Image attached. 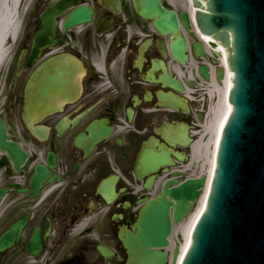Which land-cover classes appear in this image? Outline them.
I'll return each instance as SVG.
<instances>
[{"label": "flooded vegetation", "instance_id": "af4514ba", "mask_svg": "<svg viewBox=\"0 0 264 264\" xmlns=\"http://www.w3.org/2000/svg\"><path fill=\"white\" fill-rule=\"evenodd\" d=\"M55 1L17 0V31L6 41L0 120L7 140L25 157L17 171L0 152V239L22 223L0 251V264H126L121 231L132 230L144 205L168 182L174 188L202 176L204 156L196 159L191 145L201 132L204 116L195 112H205L208 83L187 65L195 61L199 40L180 24L187 0H158L176 16L185 65L170 50L175 35H160L157 17L141 16L138 0H120L117 13L99 0H68L55 19V44L42 50L41 58L68 56L80 70L69 100L34 125L42 128L37 139L21 117L25 89L40 64L29 68L27 60L35 21ZM75 1L92 8L91 21L65 28ZM171 81L192 91L187 111L160 103V93L178 95ZM145 151L153 161L165 152L172 163L153 171L141 165Z\"/></svg>", "mask_w": 264, "mask_h": 264}, {"label": "water", "instance_id": "95a60500", "mask_svg": "<svg viewBox=\"0 0 264 264\" xmlns=\"http://www.w3.org/2000/svg\"><path fill=\"white\" fill-rule=\"evenodd\" d=\"M67 1L54 3L37 20L36 25L41 28L34 34L28 66L39 60L45 47L54 44L55 18ZM101 4L113 12L120 10L119 0H101ZM192 4L197 9L195 21L199 31L224 49L228 72L221 85L217 122L205 159L206 189L183 232L178 264L181 259V264H264V0H192ZM138 6L144 18L157 17L154 26L161 35L178 34L175 14L162 9L158 0H138ZM91 15V8L78 7L68 16L65 27L89 22ZM180 21L189 29L185 14ZM206 40L210 42L209 38ZM170 49L176 60L186 62L181 37L172 42ZM195 54L196 57L203 54L200 45H195ZM79 70L76 61L65 57L51 58L33 73L26 91L23 120L35 137L39 135L32 129L33 124L55 113L61 101L69 100ZM199 74L209 81L206 67L200 68ZM217 79H224L222 72L217 74ZM169 84L182 92L178 82ZM229 90L231 113L221 133L230 111L226 101ZM159 99L165 106L187 111L185 104L175 96L160 94ZM0 150L7 153L18 170L25 156L17 145L7 141L1 121ZM148 157L146 152L142 154L141 165H150L153 171L171 164L167 154L155 161L149 157L150 162L145 160ZM172 183L165 185L160 197L145 204L131 231H121L120 240L128 254L127 264L166 262V253L158 250L169 246L170 210L173 223L178 225L195 207L206 178L169 189ZM177 256L176 249L172 264H176Z\"/></svg>", "mask_w": 264, "mask_h": 264}, {"label": "bare ground", "instance_id": "6f19581e", "mask_svg": "<svg viewBox=\"0 0 264 264\" xmlns=\"http://www.w3.org/2000/svg\"><path fill=\"white\" fill-rule=\"evenodd\" d=\"M16 3L17 0H0V65L4 62L8 54V50L6 48V41L10 38L13 39L17 31V21L15 20L14 14V8L16 6ZM204 41L208 42L206 39H204ZM211 88L212 91L209 92V96H211V94L213 93L218 92V88L215 85H213ZM221 96L222 92H219V99L215 102L214 107L209 109V112L212 115V120L211 123L204 128L206 133L210 135V138L208 139L205 145L202 144L203 139H199L193 145L191 150L192 155L194 156H200L202 149H205V152H207L209 142L216 126ZM191 215L187 218V224L189 223ZM187 224L180 225L181 237Z\"/></svg>", "mask_w": 264, "mask_h": 264}, {"label": "rangeland", "instance_id": "374dc122", "mask_svg": "<svg viewBox=\"0 0 264 264\" xmlns=\"http://www.w3.org/2000/svg\"><path fill=\"white\" fill-rule=\"evenodd\" d=\"M208 90L212 91V88L208 87ZM221 90H222V86L220 85L218 87V92L217 93H213V94H211V96H206V106H207V108H206V112L205 113L203 112V115H205V116L207 115V117L205 119V122H203L202 126H200L201 132L199 133L200 137L204 136L203 137V144L204 145L207 143L208 139L210 138V135L207 134L206 131L204 130V128L207 125H209L211 123V120H212V115L210 114L209 109L214 107L215 102L219 99V92H222ZM202 153L204 155V157L201 158L202 159V164L204 166V169L202 171V175L205 176V159H206L207 152L204 153V151H203ZM197 158L198 157L196 156V159ZM193 164L197 165V162L193 161ZM192 214H193V212H192ZM183 224L184 225L187 224V221H185V222L183 221L182 225ZM180 230H181L180 226L174 227V234H173V237H172V246L173 247H179V245H180V241H181V238H182L181 235H180Z\"/></svg>", "mask_w": 264, "mask_h": 264}]
</instances>
